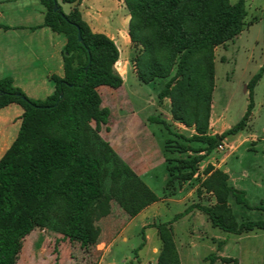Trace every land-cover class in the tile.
Here are the masks:
<instances>
[{"label": "trees", "instance_id": "16d2710c", "mask_svg": "<svg viewBox=\"0 0 264 264\" xmlns=\"http://www.w3.org/2000/svg\"><path fill=\"white\" fill-rule=\"evenodd\" d=\"M40 1L47 10L43 25L67 39L64 77H53L55 92L45 100L28 97L12 78L0 79V109L17 104L24 111L19 134L0 160V264H17L24 241L38 229L89 249L90 227L113 215L114 204L128 221L160 200L100 134L110 123L111 111L103 107L99 89L124 84L115 67L119 60L115 42L106 34L94 33L84 21L79 8L83 0H56L62 14L54 10L55 0ZM60 1L72 6L69 14L63 12ZM123 1L130 17L129 37L139 50L134 60L139 81L151 85L159 100L171 101L175 122L195 131L190 138L176 137L204 145L177 144L187 156L172 158L165 153L171 152L172 140H167L164 196L175 197L195 179L207 156L229 136L244 131L252 118L253 92L262 73L248 87L250 104L243 119L221 135L209 133L215 49L244 30L247 0L235 4L231 0ZM150 121L175 135L167 120L154 116ZM205 174L202 189L212 193L217 203L192 205L172 222L155 225L162 243L158 264H181L173 223L194 210L227 233L264 230V220L239 222L230 202L264 212L263 205L250 206L246 193L231 185L224 171L210 166ZM145 241L144 236L139 249ZM223 245L219 242V250ZM219 259L223 264H239L237 259L216 254L208 257L212 264Z\"/></svg>", "mask_w": 264, "mask_h": 264}, {"label": "rangeland", "instance_id": "374dc122", "mask_svg": "<svg viewBox=\"0 0 264 264\" xmlns=\"http://www.w3.org/2000/svg\"><path fill=\"white\" fill-rule=\"evenodd\" d=\"M236 2L237 0H231L232 4ZM60 4L65 14L71 12L70 4H64L61 1ZM79 8L91 30L94 33L110 34L117 42L116 46L119 50V60L115 67L123 77L124 84L115 90L110 87L99 90L103 107L109 108L113 113L112 124L114 126L116 123L121 124L120 128L123 131L112 132V128L108 130L109 127L104 125L101 136L111 146V141L114 140L125 148L127 134L124 124L128 123L132 131L136 129L133 125L136 116L143 119L145 123L150 122L149 118L159 116L170 122L175 133L171 135L158 124L150 125L152 131L156 133L159 144L163 143L167 137V140H172L168 150L174 153L165 152L166 155L172 158L186 157L187 154L179 152L177 144H187L194 148L204 147V145L188 143L176 137L183 135L190 138L195 133L174 124L170 112L171 101L169 103V99L159 100L156 90H153L151 85H145L139 81L134 63L139 50L134 47L129 37L130 17L124 1L83 0ZM246 8L248 15L242 33L215 49L213 101L216 121L212 122L213 126L209 133L221 135L243 119L250 104L248 87L252 80L262 73L253 92L252 118L244 131L231 135L222 142L227 145L224 151L216 148L200 164L198 176L181 187L179 191L184 190L185 195L193 191V195L183 201L189 207L195 204L214 206L217 203L212 193L202 189V182L207 177L205 171L210 166L221 171L228 170L231 177L230 184L244 190L250 206H264V70L262 71L264 68V0H247ZM126 38L128 43L123 44ZM158 82L161 81L158 80ZM166 142L163 145L164 151H166ZM212 163L216 166L221 165V169ZM165 175L166 166L163 165L143 177L146 184L160 197L163 196ZM199 190L202 192L199 193ZM230 205L239 222L264 220L263 211L247 210L233 200ZM163 206L164 213L152 220L156 225L170 222L184 210V205L178 203ZM202 216L207 218L204 214ZM126 220L119 207L114 204L113 215L90 227L89 249H82L80 244L71 243L62 235L47 229L35 230L33 237L25 241L19 264H156L158 256L153 253V248L161 244L157 229L150 227L144 231L140 225V219L129 225L126 224ZM206 223L204 222L201 227L192 217L174 223L175 241L182 264H212L208 257L219 254V242H224L225 246L222 249L225 255L239 260L241 264H264V230L235 235ZM102 229L106 231V234L102 233ZM145 235L148 236V241L142 249H139ZM213 237L218 238L217 243L213 242ZM111 243L113 245L110 251L106 254L105 251L101 255L98 254V250H104V246ZM215 264H223V262L219 259Z\"/></svg>", "mask_w": 264, "mask_h": 264}, {"label": "crops", "instance_id": "0c3cea01", "mask_svg": "<svg viewBox=\"0 0 264 264\" xmlns=\"http://www.w3.org/2000/svg\"><path fill=\"white\" fill-rule=\"evenodd\" d=\"M46 13L47 10L40 0H0V79L12 78L14 86L21 89L28 97L34 100H45L54 94L56 85L53 77H64L63 51L66 47L67 39L65 36L57 34L49 27H45L43 25ZM103 34H106L114 41V37H111L110 34ZM114 42L117 44L116 41ZM127 43L128 40L126 38L124 39L123 44ZM103 88H106V86L101 87L100 89ZM214 109L215 104L213 101L210 128L213 126L212 122L216 121ZM23 112L24 111L22 107L17 104H12L0 109V160L10 149L19 134ZM173 122L177 126L184 127L195 133L194 129L188 128L183 124L175 122L174 120ZM112 123L113 113L111 112L110 123L108 127L109 129L112 128V132L119 133L121 130L120 127H122V125L116 123L114 126ZM151 124L157 123H152L151 121L145 123L143 119H141L139 116H136L133 124L136 129L131 131V128H129L130 125L128 123L124 124L127 134L125 136L127 140V146L124 148L123 146L119 145L118 142L114 140L111 141L112 147H114L116 152L142 179L145 175L149 174L151 171H154L156 168L163 165L166 166V156L163 145L168 137L163 143L159 144L156 133L151 129ZM121 131H123V129ZM212 135L215 136L216 133H212ZM202 154L205 155V153ZM212 164L216 166L214 163ZM216 167L221 169V165ZM223 171L229 175L228 170ZM197 176L198 172L195 175V178ZM229 178L231 183V177L229 176ZM166 180L167 170L164 177L165 184ZM233 186L244 191L237 185ZM192 195L193 191L185 195L184 190H182L179 191L178 195L175 197L163 198V191L162 197L157 195L160 199L158 202L145 208L135 218H128L126 224L129 225L140 219V225L144 231L150 227H155L156 223L152 222V220L153 218L160 217L164 213L163 205H170L172 203L184 205V210L177 215L182 214L189 207L183 201ZM124 215L126 214L124 213ZM202 215L203 214H200V212L192 211L181 219L192 217L201 227H203L202 225L204 222H207L206 224L210 225L211 222H208V220H206L207 218H204ZM172 221L173 219L170 222ZM126 224L124 226H126ZM35 232L36 231L32 232L26 239L35 234ZM145 237L146 244L148 241V236L145 235ZM217 240V237H213L214 243H217ZM112 245L113 243L105 245L104 250H98V254H103V251H105L106 254L111 250ZM161 245L162 243L159 247L155 246L153 248V253L157 256L159 255ZM224 246L225 245H223L222 248ZM23 250L20 254L17 264L20 262ZM223 250L224 249H218L219 254L216 255L219 258H231L226 256ZM156 264H158V259ZM239 264H241L240 261Z\"/></svg>", "mask_w": 264, "mask_h": 264}, {"label": "water", "instance_id": "95a60500", "mask_svg": "<svg viewBox=\"0 0 264 264\" xmlns=\"http://www.w3.org/2000/svg\"><path fill=\"white\" fill-rule=\"evenodd\" d=\"M54 10L62 14V10L60 9L59 4L56 0H55V4H54ZM78 38H79V41L82 42V36H81L80 32H79Z\"/></svg>", "mask_w": 264, "mask_h": 264}, {"label": "built area", "instance_id": "2783aa9c", "mask_svg": "<svg viewBox=\"0 0 264 264\" xmlns=\"http://www.w3.org/2000/svg\"><path fill=\"white\" fill-rule=\"evenodd\" d=\"M227 147V145L225 144H221L219 147H218V149L220 150V151H224L225 150V148Z\"/></svg>", "mask_w": 264, "mask_h": 264}]
</instances>
